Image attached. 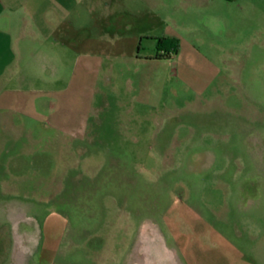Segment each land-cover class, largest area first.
Wrapping results in <instances>:
<instances>
[{
	"label": "rangeland",
	"instance_id": "374dc122",
	"mask_svg": "<svg viewBox=\"0 0 264 264\" xmlns=\"http://www.w3.org/2000/svg\"><path fill=\"white\" fill-rule=\"evenodd\" d=\"M10 2L0 264H264V0Z\"/></svg>",
	"mask_w": 264,
	"mask_h": 264
},
{
	"label": "crops",
	"instance_id": "0c3cea01",
	"mask_svg": "<svg viewBox=\"0 0 264 264\" xmlns=\"http://www.w3.org/2000/svg\"><path fill=\"white\" fill-rule=\"evenodd\" d=\"M41 1L44 4V9H42V13L45 14L46 11L49 8H51L52 0H49V1L48 0H41ZM25 4L26 3L23 2V3H20V4L18 3L17 5H14L12 2H10V0H9V3L8 4L7 3L1 4L0 13L1 14H5L7 16L8 23H9V24L8 23L7 24H8V27L10 28V31L4 32V37L3 38H6V39L8 38V40L10 41V44L11 45L14 44V41H15L14 39H17V41H18L20 39V37L23 36V33H19V32L17 33L16 32L18 30V27L14 25L13 21L15 20V16H16V13L19 10V7L20 6H24ZM52 4H53V8H56L57 10H59V12L62 10V12H60V13H63V14H67L68 13V7H67L65 1L63 3L62 2H59L58 4H55V3H52ZM67 24H68V20L65 21V23H64V25L62 27V30H64V33L59 34V35H61V37L60 36L59 37L63 40L61 42H63V45H65V46L67 45V42H68V34L66 32L68 30ZM35 26L36 27H34L33 29L36 32L34 31L35 33H33V36L38 37L43 43L52 44V45L56 43V41L53 39V36H52L54 33H52V31H51L52 29L53 30L54 29L56 30V27H54V25H53V28H51L52 25L50 23H44L43 24V22H42V24L40 23V24H37ZM11 31H15V32H12L11 33ZM10 53H11V58H8L6 61H4V64L1 65V68H0V76L9 67L10 63H12L16 59L15 58L16 57V54H15L14 50H11L10 49ZM21 75L22 74L20 73V71L17 70L16 72H14L12 74L11 78H12V80L18 81L19 79H21ZM65 89L66 88H64V91L63 92H66ZM7 92H9V91H7ZM4 103H6V102H4ZM8 103H10V102H8ZM8 103H6L5 105H7ZM0 121L5 126H11V127H14V126H22L24 124L23 123L24 121H23V119L21 117L15 118L10 113H8L5 118L4 117L1 118ZM71 129H73V128H71ZM19 130H21V129H19ZM4 170L8 171L9 168H5ZM21 205L22 204L19 201H13V204L11 205V207H13L12 209H13L14 215H16L18 213V210H19V208H20ZM13 220L15 221V232L18 233L19 230H20V228L18 227L19 226L18 217H16Z\"/></svg>",
	"mask_w": 264,
	"mask_h": 264
},
{
	"label": "trees",
	"instance_id": "16d2710c",
	"mask_svg": "<svg viewBox=\"0 0 264 264\" xmlns=\"http://www.w3.org/2000/svg\"><path fill=\"white\" fill-rule=\"evenodd\" d=\"M179 44L176 38H157L156 51L154 58L164 59L171 57L172 54L178 52Z\"/></svg>",
	"mask_w": 264,
	"mask_h": 264
}]
</instances>
